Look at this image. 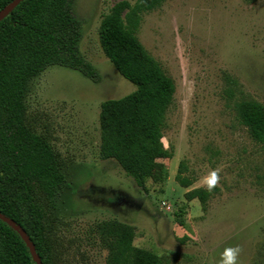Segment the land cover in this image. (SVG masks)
I'll use <instances>...</instances> for the list:
<instances>
[{
    "label": "rangeland",
    "instance_id": "374dc122",
    "mask_svg": "<svg viewBox=\"0 0 264 264\" xmlns=\"http://www.w3.org/2000/svg\"><path fill=\"white\" fill-rule=\"evenodd\" d=\"M118 1L73 4L81 51L99 80L52 65L27 94V125L75 187L70 201L36 191L51 264H106L97 226L112 219L167 264H264V146L234 106L240 98L264 104V0H166L142 14L137 35L176 83L163 139L173 155L159 159L145 188L100 153L102 103L137 87L100 43L102 18ZM227 75L237 81L234 98ZM181 162L189 187L176 177ZM197 187L213 192L206 209L185 195Z\"/></svg>",
    "mask_w": 264,
    "mask_h": 264
},
{
    "label": "trees",
    "instance_id": "16d2710c",
    "mask_svg": "<svg viewBox=\"0 0 264 264\" xmlns=\"http://www.w3.org/2000/svg\"><path fill=\"white\" fill-rule=\"evenodd\" d=\"M12 1L0 0V11ZM165 1L120 0L103 16L99 30L105 55L137 86L128 95L102 103L100 153L115 159L142 188L162 170L159 159L173 155L163 139L176 83L137 35L142 14ZM73 4L74 0H22L0 20V211L26 230L43 264L51 262L36 191L70 201L75 187L57 165L50 146L27 125L26 98L32 81L52 65L99 80V71L81 51L83 23L74 16ZM226 80L234 98L237 81L228 75ZM234 106L240 122L264 146V104L240 98ZM184 169L181 162L176 177L189 187L192 181ZM212 194L204 187L185 193L189 200L198 198L203 209ZM97 229L108 250L106 264H167L151 250L134 245L130 224L105 220ZM0 264H38L21 234L1 217Z\"/></svg>",
    "mask_w": 264,
    "mask_h": 264
},
{
    "label": "water",
    "instance_id": "95a60500",
    "mask_svg": "<svg viewBox=\"0 0 264 264\" xmlns=\"http://www.w3.org/2000/svg\"><path fill=\"white\" fill-rule=\"evenodd\" d=\"M22 0H13L11 3H9L3 10L0 11V20H2L5 16H7L16 5H18ZM0 217L4 220H6L9 224H11L23 237L25 242L28 244L34 259L37 261L38 264H43L42 259L40 258L39 254L36 252L35 244L33 243L31 237L28 235L26 230L18 224L14 219L7 217L5 214L1 213L0 211Z\"/></svg>",
    "mask_w": 264,
    "mask_h": 264
}]
</instances>
